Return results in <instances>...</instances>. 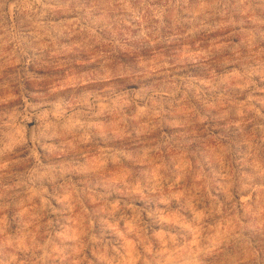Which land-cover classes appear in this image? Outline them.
Listing matches in <instances>:
<instances>
[{
    "label": "rangeland",
    "instance_id": "obj_1",
    "mask_svg": "<svg viewBox=\"0 0 264 264\" xmlns=\"http://www.w3.org/2000/svg\"><path fill=\"white\" fill-rule=\"evenodd\" d=\"M131 2L150 12L167 0ZM202 2L212 0L175 9L179 23L165 9L158 36L135 40L138 22L123 24L116 0H6L0 141L22 129L26 143L0 158L9 164L0 176V264H264V25L242 16L237 0L227 10L223 0ZM254 16L264 20V9ZM117 39L126 45L118 54L140 51L147 67L112 80L161 77L159 95L137 100L146 114L125 103L141 95L135 86L95 90L110 82L102 61ZM169 57L188 74L166 72ZM109 91V110L80 115ZM155 111L163 117L150 120ZM45 119L76 139L53 135ZM88 123L98 127L85 135L79 125ZM42 153L60 163H38Z\"/></svg>",
    "mask_w": 264,
    "mask_h": 264
},
{
    "label": "clouds",
    "instance_id": "obj_2",
    "mask_svg": "<svg viewBox=\"0 0 264 264\" xmlns=\"http://www.w3.org/2000/svg\"><path fill=\"white\" fill-rule=\"evenodd\" d=\"M6 0H0V12L3 11V8L5 6ZM116 3H118L122 8L126 11V16L120 17V21L123 24H127L129 27H132L134 23L138 22V27L140 30L139 36L131 37L130 39L135 40H141L142 38H146L148 34H152L153 37H157L159 34L160 29L164 28L166 26L165 24V9H169L170 11L167 13V15L171 16L172 21L174 23H179V20L176 17L175 9L181 7L183 4L187 3V0H175L173 3V0H167V3L159 8H151V11L149 12L150 6L141 5L139 7H133L131 0H116ZM221 3V0H212L211 3H201L200 7L203 8H215L218 4ZM229 6V0H223V7L225 10H227ZM242 7V16H248L249 13L253 14V22L259 25H264V20H256L254 13L256 8L264 9V0H260L258 4L254 5L253 0H237V5H233V7ZM143 8V10H141ZM220 14H225L224 12H221ZM246 20L240 19L239 25L243 29L246 26ZM151 25V26H149ZM118 31H122V29H117ZM264 34V33H262ZM125 35H129L128 33H125ZM116 36V32H113V37ZM125 44H122L119 39L116 40V43L113 45L112 52L105 57V59L102 61V67L105 71V76L101 77L102 79H108L110 82L108 85H100L96 91H99L101 88H109L114 89L115 92H125L132 88V86H135L137 89H141L142 93L140 96H138L135 99H125V103H131L134 105H137V108L139 109V112L141 114H146L145 109L139 108V105L137 104V100H139L141 103H146L152 96L159 95L160 93L156 92L154 89V86L156 85V82L161 79L159 76H154L150 78L145 79H138V80H112L111 76H130V75H137L143 72V70L147 67V61L143 59L142 53L140 51H137L135 54V57L132 59H127L125 57H122L120 54H118V49L121 47H125ZM166 64L171 65V67L166 69V72L171 73V76L175 77H183L188 74L189 70L184 69L181 71H178L175 67V65L179 64L180 61L176 57H169L168 60L165 61ZM170 79V77H168ZM85 89H79L75 93L76 95H80L81 93L85 92ZM179 91V89H177ZM167 95L168 93H164ZM101 95L104 97L103 99L99 97H95L93 99V102L88 105V111L80 113L82 117H89V116H98L105 111L109 110L111 105V95L112 92H104L101 93ZM67 99V97H65ZM252 99V98H250ZM264 103V101H262ZM94 109H98V111H94ZM259 114V113H257ZM162 118L163 113L161 111H155L152 112L150 115V120L154 118ZM27 118V117H25ZM58 123V122H57ZM9 128L15 129V121H9ZM45 128H51L54 129L53 135H62L64 137L72 136L73 139H76V135L73 132V129L68 126H63L59 129H57L56 123H53L51 121H48L45 119ZM80 128L84 129L85 135H87V129L90 128H96L98 127L95 123H88V124H82L79 125ZM8 136V143H3V141H0V158L4 157L6 154L11 153L13 149L17 145L25 144L26 141L24 139L23 130H19V134L17 135L15 132L10 131V133L6 134ZM33 142L35 144H39L43 148H47V144H42L38 138L34 137ZM46 155V153L41 154V160L38 163L43 164H58L59 161L54 160H45L43 159V156ZM127 159H131V157H127ZM115 162V161H114ZM9 167V164L7 162H0V176L4 175V170ZM33 172H35V169H33ZM47 172H42L40 174V177H34L31 173H29L26 177V179H21L19 183L13 185V187H21L28 186V184L31 183V181L34 178H42L44 176H47ZM7 189H5V192ZM29 191H33V189L29 188ZM33 194L34 191H33ZM4 195L3 192H0V198H2ZM199 251V250H198ZM47 255V253H46ZM260 260H264V257L258 258Z\"/></svg>",
    "mask_w": 264,
    "mask_h": 264
}]
</instances>
